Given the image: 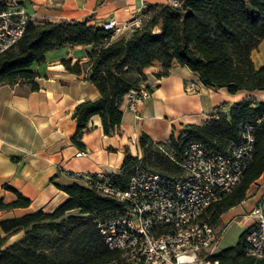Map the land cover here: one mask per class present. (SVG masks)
Returning a JSON list of instances; mask_svg holds the SVG:
<instances>
[{"label": "trees", "instance_id": "1", "mask_svg": "<svg viewBox=\"0 0 264 264\" xmlns=\"http://www.w3.org/2000/svg\"><path fill=\"white\" fill-rule=\"evenodd\" d=\"M23 1V0H22ZM140 23L118 36L84 20L59 19L39 24L27 22L22 37L0 55V85H26L37 90L33 70L45 61V53L61 47L90 45L85 60H63L65 69L91 82L96 99L77 103L72 116L76 129L71 143L84 149L82 140L88 122L98 115L105 135H114L122 120L120 108L125 95L147 79L144 68L158 62L168 74L173 63L186 66L201 83L213 88L264 91V65L255 67L251 52L264 39V0H183L179 7L148 1ZM151 91V88L146 84ZM253 135L251 157L238 183L212 203L208 222L218 225L221 215L240 204L251 185L264 172V102L244 100L227 112L212 114L206 124H187L177 137L155 142L142 132L139 159L125 149L117 173L105 174L113 184L125 188L136 169L162 174L179 172L170 155L178 156L192 141L223 153L229 144L242 139L244 126ZM72 175V172H68ZM15 200L0 198V211L29 206L30 199L5 185ZM66 199L51 212L41 209L21 216L0 219V264H124L121 254L109 248L98 221L117 215L123 204L101 195L80 181L61 186ZM245 228L235 244L208 257L216 264H264L247 255ZM14 236L16 238L12 239Z\"/></svg>", "mask_w": 264, "mask_h": 264}, {"label": "crops", "instance_id": "2", "mask_svg": "<svg viewBox=\"0 0 264 264\" xmlns=\"http://www.w3.org/2000/svg\"><path fill=\"white\" fill-rule=\"evenodd\" d=\"M23 2L28 19L34 24L88 18L89 25L101 27L109 19L122 23L141 13L138 0ZM90 48V45L65 46L46 52L45 61L33 66L38 74L37 90H22L21 85H0V198L4 202L15 200V193L5 187L8 185L30 199L25 208L0 211V219L39 209L54 210L67 197L60 187L78 182L68 172L117 173L125 149L132 155L139 151L138 137L142 132L155 142H165L171 135L177 137L185 125L206 124L212 114L227 112L235 102H264V91L241 90L231 94L223 87L205 86L194 72L178 63L172 64L167 75L157 77L155 74L163 67L154 62L143 70L151 95L139 105L138 111H130L123 101L121 123L111 136L103 133L100 117L92 116L82 137L85 148L78 149L70 141L76 129L72 116L74 107L83 100L96 99L99 93L82 75L67 71L62 61L85 60ZM251 58L255 67L264 65V39L251 52ZM188 82L195 83V92L184 90ZM78 151L84 153L78 156ZM262 183L264 172L251 183L246 198L228 210L232 218L222 219L226 211L221 215V222L239 218L257 204L263 207ZM239 222L244 229L247 227L244 221Z\"/></svg>", "mask_w": 264, "mask_h": 264}, {"label": "built area", "instance_id": "3", "mask_svg": "<svg viewBox=\"0 0 264 264\" xmlns=\"http://www.w3.org/2000/svg\"><path fill=\"white\" fill-rule=\"evenodd\" d=\"M23 1L0 0V55L22 37L29 22ZM138 1L141 10L148 2ZM159 1L173 7L183 2ZM140 20V15L122 23L109 19L102 27L115 36L138 25ZM184 90L195 92L197 88L188 82ZM150 95L146 83L141 82L125 95L124 102L136 113ZM252 149L253 135L246 125L242 139L230 143L223 153L192 141L178 156L170 155L180 169L175 174L136 169L125 188L113 184L101 171L74 172L70 176L123 204L120 213L98 221L97 226L105 244L120 252L124 264H197L201 255L205 264H216L208 257L216 252L226 225H211L207 209L238 183ZM83 153L78 151L76 155ZM246 216V253L264 259V209L257 204Z\"/></svg>", "mask_w": 264, "mask_h": 264}, {"label": "rangeland", "instance_id": "4", "mask_svg": "<svg viewBox=\"0 0 264 264\" xmlns=\"http://www.w3.org/2000/svg\"><path fill=\"white\" fill-rule=\"evenodd\" d=\"M21 86H22V88H21L22 90L27 89L26 85H21ZM136 155L139 157V159L142 157V152L140 151V149ZM262 185H263V189H264V183H262ZM263 209H264V204H263ZM248 212L241 213V215H240L241 217L234 218L231 221H228L224 224L221 222V218H220V221H219L218 225H216V226L217 227H224L226 225V228H225V231H224V233L221 237V240L218 244V248H217L216 252L218 250H221L222 248L231 246V245L236 243L240 234L244 230L243 224H242V222H239V220L244 221V225L247 226L249 224V219L246 216L248 214ZM231 213H232L231 211H228L226 214L223 215L222 219L225 220L228 218L227 220H229L233 216V214H231ZM243 216H245V218H242ZM242 219H244V220H242ZM16 237L17 236H14L12 239H14ZM197 264H205L204 255L203 256L201 255L199 257V262Z\"/></svg>", "mask_w": 264, "mask_h": 264}]
</instances>
